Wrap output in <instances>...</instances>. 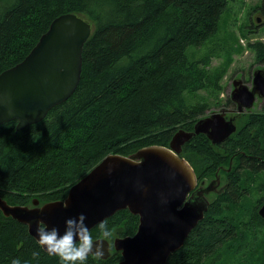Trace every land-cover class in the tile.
Listing matches in <instances>:
<instances>
[{
	"label": "trees",
	"instance_id": "1",
	"mask_svg": "<svg viewBox=\"0 0 264 264\" xmlns=\"http://www.w3.org/2000/svg\"><path fill=\"white\" fill-rule=\"evenodd\" d=\"M228 2L0 0V72L22 60L55 17L75 13L91 25L72 95L22 130H15V120L0 124V197L11 205L31 204L34 197L40 203L62 200L106 155L168 147L177 130L192 131L206 116L209 99L222 91L227 65H211L220 48L199 50L218 37ZM260 7L264 12L263 2ZM223 46L224 54L233 50ZM246 47L264 64V41ZM225 105L235 107L230 97ZM239 121L220 144L197 134L182 146L197 185L216 173L226 185L206 195L203 218L166 264H264V218L258 213L264 202V104ZM105 220L108 241L133 235L138 225V216L127 209ZM91 233L94 240L103 237L97 225ZM110 250L108 258L89 255L84 264H118L120 254ZM17 258L21 264H61L26 225L0 210V264Z\"/></svg>",
	"mask_w": 264,
	"mask_h": 264
},
{
	"label": "water",
	"instance_id": "2",
	"mask_svg": "<svg viewBox=\"0 0 264 264\" xmlns=\"http://www.w3.org/2000/svg\"><path fill=\"white\" fill-rule=\"evenodd\" d=\"M90 33L91 25L82 17L61 14L22 60L0 72V124L15 120V130H22L41 121L51 108L72 95L80 80L82 50ZM229 97L237 114L249 110L257 97L264 98V71L254 72L251 89L241 79L234 80ZM225 114L224 109L212 112L198 119L192 131L177 130L168 147L151 145L128 156L106 155L70 186L62 200L40 203L34 197L31 204L11 205L0 197V210L5 217L26 225L38 242L41 221L48 229L57 227L62 235L68 218L83 213L91 230L101 220L127 209L138 216L136 232L112 241L98 238L104 240L101 259L111 255L112 246L121 256L118 264H166L203 218L209 204L206 195L218 194L226 185L224 182L217 190V173L206 186L202 187L205 181L197 185L192 167L181 156L182 146L197 134L206 135L211 144L224 142L237 130L235 117L226 118ZM199 195L204 197L198 199ZM258 213L264 218V203Z\"/></svg>",
	"mask_w": 264,
	"mask_h": 264
},
{
	"label": "rangeland",
	"instance_id": "3",
	"mask_svg": "<svg viewBox=\"0 0 264 264\" xmlns=\"http://www.w3.org/2000/svg\"><path fill=\"white\" fill-rule=\"evenodd\" d=\"M262 2L263 0H229L227 11L220 20L218 37L212 44H205L200 48L199 51L206 53L208 50L210 52L211 47L216 44L220 48L219 51L221 53L213 52L211 65L217 66L224 62L227 65V70L221 79L222 91L217 97L209 99L210 107L205 111V115H209L212 112H219L222 109L228 112H230L229 110H236L235 104V107L225 105L226 98L229 97L233 89V81L241 79L251 89L254 72L258 69L264 71V64L256 63L253 53L246 47L248 42L256 40L264 41V13L260 7ZM257 19L259 21H256ZM225 43L233 49L230 54H224L221 49ZM262 101L260 97H257L253 106L247 111H261L262 105L264 104ZM227 117L230 118L232 116ZM240 122L239 119L235 120L237 127L240 125ZM227 168H224L226 172L228 171L226 170ZM219 177L222 181L223 178L221 175ZM208 183V181L204 182L202 187ZM213 194L210 193L209 195Z\"/></svg>",
	"mask_w": 264,
	"mask_h": 264
},
{
	"label": "clouds",
	"instance_id": "4",
	"mask_svg": "<svg viewBox=\"0 0 264 264\" xmlns=\"http://www.w3.org/2000/svg\"><path fill=\"white\" fill-rule=\"evenodd\" d=\"M86 218L81 213L78 217L66 219L62 235L57 227L48 229L41 221L37 228L38 244L44 247L50 256L59 257L61 264H84L89 255L102 258L104 256L102 242L111 238V231L108 229L107 221L101 220L97 227L104 240H94L91 230L85 224ZM94 245L95 250H93ZM33 256L38 257L39 253L34 252ZM12 264H21V261L18 258L13 259Z\"/></svg>",
	"mask_w": 264,
	"mask_h": 264
},
{
	"label": "flooded vegetation",
	"instance_id": "5",
	"mask_svg": "<svg viewBox=\"0 0 264 264\" xmlns=\"http://www.w3.org/2000/svg\"><path fill=\"white\" fill-rule=\"evenodd\" d=\"M264 13V12H263ZM261 98V97H260ZM263 101L262 102H264V98L262 97L261 98ZM235 104V103H234ZM236 105V104H235ZM236 110H237V106H236ZM236 110H229L230 112H228V111H226V114H227V116H232V117H235V120L236 119H239V116L240 115H244V114H249L250 112L249 111H244L243 113H240V114H237V112H236ZM229 114V115H228ZM227 116H225V117H227ZM228 118V117H227ZM221 181V180H220ZM225 181H221L220 182V184H219V186L217 187V190L219 189V187H220V185H222L223 183H224ZM264 202H262V203H259L258 205L260 206L261 204H263Z\"/></svg>",
	"mask_w": 264,
	"mask_h": 264
}]
</instances>
